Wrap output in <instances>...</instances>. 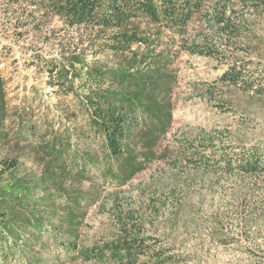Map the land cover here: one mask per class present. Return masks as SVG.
<instances>
[{
    "label": "rangeland",
    "instance_id": "rangeland-1",
    "mask_svg": "<svg viewBox=\"0 0 264 264\" xmlns=\"http://www.w3.org/2000/svg\"><path fill=\"white\" fill-rule=\"evenodd\" d=\"M222 1H204L202 11ZM228 5L235 36L212 32L200 12L183 37L201 44L209 38L220 55L190 54L179 48V36H162L160 49L165 47L164 62L174 75L170 125L149 142L140 116L131 129L145 135L146 146L132 147L136 170L115 179L100 139L85 132L88 116L75 91L81 82L73 79V92L58 91L34 57H60L69 42L82 37L79 31L64 29L51 11L0 0L9 141L0 140V159L17 156L14 174L36 189V201L44 198L39 224L30 202L27 209L18 202L14 208L34 227L22 237L34 264H100L74 259L69 242L99 244L123 228L148 237L149 250L173 255L165 264H264V170L238 168L242 154L264 146V6L255 9L244 0ZM98 58L115 63L119 55L107 51ZM230 65L241 70L234 83L220 78ZM58 142L64 152L47 155L46 143Z\"/></svg>",
    "mask_w": 264,
    "mask_h": 264
},
{
    "label": "trees",
    "instance_id": "trees-1",
    "mask_svg": "<svg viewBox=\"0 0 264 264\" xmlns=\"http://www.w3.org/2000/svg\"><path fill=\"white\" fill-rule=\"evenodd\" d=\"M8 1L24 4L32 11H51L59 17L64 29L79 31L78 35L82 37L69 42L60 57H45L37 53L34 57L39 61L37 64L43 67L47 83L58 87V91L73 92V79L81 82V89L75 91L80 92L79 107L85 108L88 116L85 132L100 139L108 158V172L115 179L125 171L131 174L136 170L132 147L146 146L143 142L145 135L139 137L138 133L135 136L131 129L137 125L140 116L145 118L143 122L148 130L144 134L148 135L149 142H153L159 133H165L170 125L168 94L174 75L169 73L164 62L167 51L165 47L160 49L162 36H179L181 50L214 57L222 52L209 38L205 37L202 44L195 40L189 43L183 40L193 15L202 12L212 32H229L233 36L238 32L237 25L231 23L230 14H227V10H233L228 5L231 0L205 7L203 11V3L207 0ZM244 1L255 9L264 6V0ZM107 51L119 55L117 62L98 58L99 54ZM88 56L91 58L88 59ZM75 66H79L80 70L85 67L84 73L80 74ZM240 74L237 66L230 65L220 78L234 83ZM1 84L0 78V140L8 143ZM113 85L118 87H111ZM23 130L21 128L20 132ZM134 138L135 144L132 143ZM58 146L59 142L57 145L46 143L47 155L64 152ZM115 162L118 165L114 170L111 166ZM17 165V156L0 161V264H34L29 258L27 238H22L34 227L28 224L27 219L18 217L14 208L15 202H18L19 206L27 209L30 202L34 208L31 211L35 219L33 222L39 224V202L44 198L39 197L40 201H36L38 197L31 195L36 189H31L25 181L16 177L14 170ZM238 168L245 173L264 170V146L252 147L242 154ZM122 178L119 180L122 181ZM50 226L53 225L44 227ZM122 230L118 236L99 244L79 247L69 242L73 258L100 264H165L174 261V256L163 249L149 250L145 243L148 237L140 236L133 229Z\"/></svg>",
    "mask_w": 264,
    "mask_h": 264
}]
</instances>
